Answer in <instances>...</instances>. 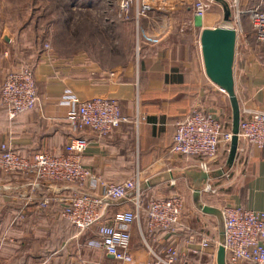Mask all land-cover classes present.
Instances as JSON below:
<instances>
[{
	"label": "crops",
	"instance_id": "crops-1",
	"mask_svg": "<svg viewBox=\"0 0 264 264\" xmlns=\"http://www.w3.org/2000/svg\"><path fill=\"white\" fill-rule=\"evenodd\" d=\"M257 4L261 0H242L244 12L264 11ZM88 17L95 21L98 30L94 44L89 45L85 39L91 37L89 34L79 48L69 49L64 57L44 51L36 59L35 108L9 120L0 106V145H9L29 160L38 153L59 155L72 132L67 123L70 107L62 104L64 95L80 101L92 98L116 101L120 114L128 122L103 137L82 131L88 140L82 163L91 173L111 183L139 176L142 190L139 219L128 225L133 263L146 264L153 258L151 251L162 255L165 248L174 246L177 263L196 264L197 260L216 264L218 247L202 248L200 243L203 237L218 242L217 221L196 205L194 191L200 190V203L206 206L221 209V205H228L264 212V148L245 146L238 140V145L244 147V157L234 158L231 166L227 164L228 152L209 161L207 181L201 178L205 172L190 158L170 152L175 123L192 111L222 119L231 130L227 115L229 100L205 76L199 47L200 30L215 26L209 24V17L206 20L204 17L202 25L197 23L201 26L199 32H179L177 27L181 25L173 13L154 11L137 20L131 11L127 22L114 20L106 34L99 32V18L96 21L92 14ZM126 30L132 39L135 37V42L137 38V57L132 45L130 50L127 47L121 50L117 43L105 40L115 35L119 41ZM245 38L248 41L250 36L237 34L235 94L239 107L264 112V65L250 55L238 60V49L246 42ZM0 62L5 68L16 65L7 55L0 57ZM28 181L0 173V264H72L73 255L81 264H122L85 245L94 237L93 233L73 252L72 228L59 216L62 209L59 199L62 201L81 189L72 184L46 182L30 193ZM206 185L210 186L209 191L204 189ZM174 196L183 201L179 224L173 231L149 230L146 217L149 202ZM45 198L54 201L41 207ZM135 212L133 203L125 199L110 205L103 221L116 226L114 216Z\"/></svg>",
	"mask_w": 264,
	"mask_h": 264
},
{
	"label": "built area",
	"instance_id": "built-area-1",
	"mask_svg": "<svg viewBox=\"0 0 264 264\" xmlns=\"http://www.w3.org/2000/svg\"><path fill=\"white\" fill-rule=\"evenodd\" d=\"M230 10V22L236 34L242 33L239 9L242 0H223ZM185 0H117V17L127 20L131 11L135 19L154 11H176ZM212 0H193V17L203 19L210 10ZM110 3V2H109ZM111 4V3H110ZM254 38L264 45V11L252 9L247 13ZM48 52V46L44 47ZM139 48H137V51ZM38 103L33 73L25 68L5 77L0 86V104L6 110L9 120L32 110ZM62 104L69 105L67 123L71 129L63 152L59 155L35 154L32 160L16 153L9 145H0V172L28 177L29 192L35 191L42 183L72 184L81 189L59 202L62 209L59 216L78 234L93 231L88 239V248L98 249L122 264H134L129 253L130 236L128 225L138 221L141 208V183L139 176L121 183H111L91 173L82 163V156L88 147V140L82 131L89 130L97 137L108 135L120 124L128 122L122 116L116 101L92 98L80 101L71 95L62 97ZM238 140L245 146L264 148V112L239 107ZM136 123V121H133ZM232 133L227 122L199 110L192 111L174 125L170 152L190 158L193 164L209 173L208 162L229 152ZM244 147L237 146L236 157L243 158ZM90 189L88 192L86 189ZM206 191L210 186L206 185ZM28 196V194H27ZM26 197V196H25ZM128 199L136 212L114 216L116 226L103 221L105 210L113 203ZM26 200H29L27 197ZM54 198H45L41 207L47 206ZM224 244L226 264H264V212L235 206H223ZM183 201L174 196L168 199L150 201L146 211L149 230L173 231L182 217ZM218 242L207 237L201 239L202 248H217ZM152 252L153 258L146 264H177L174 246L164 249L162 255Z\"/></svg>",
	"mask_w": 264,
	"mask_h": 264
},
{
	"label": "rangeland",
	"instance_id": "rangeland-1",
	"mask_svg": "<svg viewBox=\"0 0 264 264\" xmlns=\"http://www.w3.org/2000/svg\"><path fill=\"white\" fill-rule=\"evenodd\" d=\"M80 1L81 0H0V57L3 58V56L7 55L9 59L13 58L14 64H16L14 67L5 68L4 64L0 62V86L5 77L11 73L19 72L25 68L30 69L33 73V65L41 53L46 51L44 48L45 46H48V52L60 57L68 55L69 49L79 48L80 43L77 40H75L76 42L71 40L72 35L69 28H75L77 24H80V19H83L82 14L86 12V10L92 14L95 20L99 18L100 21L96 20L101 24L99 32L106 34L110 32L111 25L114 24L111 22L114 21L113 15L118 13L117 5L115 4V7L110 6V0H99L98 3L91 0L87 5ZM192 1L193 0H185L178 10L167 12L176 15L178 19L177 24L181 25L177 27L179 32L186 33L189 30L198 31L201 29V26H197V23L199 22V25H202L204 23L203 20H206L208 17L210 25L217 27L222 24L223 12L219 2L212 0L210 10L207 12V17L205 16L204 19H197L192 16ZM257 5L264 9V0H261V4ZM239 9L244 12L242 2ZM249 11L250 10L245 12V16L241 15L240 18L242 33L250 36V39L247 41L245 38L246 42L239 46L238 60H244L250 55L253 56V59L255 58L262 63L264 62V45L257 42L254 38L253 30L247 16ZM60 18L61 20L65 19V22L70 18L67 28H61ZM181 18L182 20L185 19V22H182ZM92 21L95 23L94 20ZM208 21L206 22L207 25ZM74 28H72V30ZM122 34L124 36L119 39V41L115 35L111 38L109 37L110 40L108 38L105 40L111 42V44L117 43L116 45L120 46L121 50H123V47H127L128 50H130L132 45V49L137 57V46H139L137 38L135 42V37L132 39L129 30L124 31ZM5 39L8 41H5ZM99 40L104 41L102 38ZM89 41V45L94 44V41L92 42L91 39H89ZM250 58L252 59V57ZM227 115L229 117V122V120H231L230 110L227 112ZM221 207H223V205H221ZM71 230L72 237L74 238L72 240V249L73 252H75V249H77L87 237H90L93 231L86 232L85 234H78L73 228ZM194 262L196 264H207V261L205 263H199L197 260H194ZM72 264H81L75 255H73Z\"/></svg>",
	"mask_w": 264,
	"mask_h": 264
},
{
	"label": "water",
	"instance_id": "water-1",
	"mask_svg": "<svg viewBox=\"0 0 264 264\" xmlns=\"http://www.w3.org/2000/svg\"><path fill=\"white\" fill-rule=\"evenodd\" d=\"M221 4L223 10L222 24L213 28H203L199 33V47L205 76L219 90L226 94L231 111L232 138L229 146L227 164L231 166L238 146L239 131V102L235 94L234 61L237 34L231 25L230 10L222 0H214ZM201 178L207 181L209 176L201 173ZM200 190L194 191V201L200 210L207 215L214 216L218 227V243L216 264H226L224 244L223 217L220 209L200 203Z\"/></svg>",
	"mask_w": 264,
	"mask_h": 264
},
{
	"label": "trees",
	"instance_id": "trees-1",
	"mask_svg": "<svg viewBox=\"0 0 264 264\" xmlns=\"http://www.w3.org/2000/svg\"><path fill=\"white\" fill-rule=\"evenodd\" d=\"M94 1L96 3L99 2V0H94ZM80 2L84 3L85 5H87V4H89L91 2V0H81ZM110 3H111L110 6H112V7L114 6L115 7V4H116V1L115 0H110ZM89 14H90V12H88L87 10H86V12H83V14H82L83 15V19L82 20L80 19V24H77V26L75 28L72 27V28H74L73 30H72V28L71 29L69 28V30L71 32V35H72V38H71L72 41L76 42L75 40H77L80 43V42L83 41V38L84 37H87L89 34L91 35V37L88 36L86 38L87 39V42H90L89 39H91L92 42L94 41L93 40V37H94L95 33L98 30H97L94 22H91L92 20H89V17H88ZM113 18H114V20L119 21L120 23H123V22H127L130 19V15H129V18L127 20H122V19L118 18L117 17V13H115L113 15ZM64 20L65 19L61 20V18H60L61 28H64V27L67 28L68 27V21H70V18H68L66 22ZM111 22H113V21H111ZM262 64L264 65V62H262ZM0 106H1V104H0ZM3 110H4V112H5L6 116H7L6 110L4 108H3ZM23 113H25V112H23ZM19 115H17V116H19ZM0 173H2V172H0ZM2 174L8 175V176H18V177L23 178V179H27L28 178V177L21 176V175H18V174H5V173H2ZM175 258H176L175 260H177L176 261V263H177L178 262L177 255H176ZM177 264H180V263H177Z\"/></svg>",
	"mask_w": 264,
	"mask_h": 264
}]
</instances>
